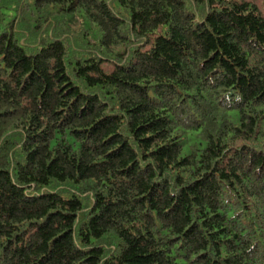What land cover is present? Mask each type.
Masks as SVG:
<instances>
[{"label": "trees", "instance_id": "trees-1", "mask_svg": "<svg viewBox=\"0 0 264 264\" xmlns=\"http://www.w3.org/2000/svg\"><path fill=\"white\" fill-rule=\"evenodd\" d=\"M0 264H264L254 1L0 0Z\"/></svg>", "mask_w": 264, "mask_h": 264}, {"label": "rangeland", "instance_id": "rangeland-1", "mask_svg": "<svg viewBox=\"0 0 264 264\" xmlns=\"http://www.w3.org/2000/svg\"><path fill=\"white\" fill-rule=\"evenodd\" d=\"M249 1H254L258 5V7L260 8V10L264 12V0H249ZM106 68L108 70L111 69L110 66H106Z\"/></svg>", "mask_w": 264, "mask_h": 264}]
</instances>
